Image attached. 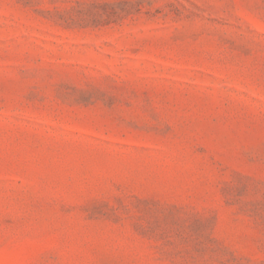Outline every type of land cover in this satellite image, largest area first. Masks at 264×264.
Here are the masks:
<instances>
[{
	"label": "rangeland",
	"instance_id": "rangeland-1",
	"mask_svg": "<svg viewBox=\"0 0 264 264\" xmlns=\"http://www.w3.org/2000/svg\"><path fill=\"white\" fill-rule=\"evenodd\" d=\"M0 264H264V0H0Z\"/></svg>",
	"mask_w": 264,
	"mask_h": 264
}]
</instances>
